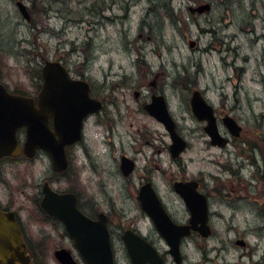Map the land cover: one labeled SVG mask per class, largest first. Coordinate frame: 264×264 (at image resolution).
<instances>
[{"label":"rangeland","instance_id":"rangeland-1","mask_svg":"<svg viewBox=\"0 0 264 264\" xmlns=\"http://www.w3.org/2000/svg\"><path fill=\"white\" fill-rule=\"evenodd\" d=\"M16 1L0 0V80L9 90L36 89L45 61L60 60L107 100L72 149L71 179L53 177L46 152L2 159L0 200L20 210L30 232L50 231L34 200L44 179L145 229L136 187L145 177L166 185L160 175L184 168L211 188L216 180L225 187L212 198L211 234L187 237L181 264H264V190L256 178L264 160L241 141L212 145L190 105L193 91L202 90L219 112L239 120L243 138L264 147V0H23L31 22ZM151 92L166 97L189 142L179 161L168 154L163 124L143 108ZM219 130L234 138L222 123ZM122 155L137 160L131 176L120 170ZM48 237L50 256L67 243ZM167 264L178 263L168 254Z\"/></svg>","mask_w":264,"mask_h":264},{"label":"water","instance_id":"water-1","mask_svg":"<svg viewBox=\"0 0 264 264\" xmlns=\"http://www.w3.org/2000/svg\"><path fill=\"white\" fill-rule=\"evenodd\" d=\"M16 5L22 17L30 22L32 15L28 6L21 0H18ZM42 74L43 86L39 95V107L36 106L34 98L11 93L0 81V158L17 156L22 152L25 156L33 158L41 149L50 154L53 168L63 172L68 167L66 146L81 139L84 117L98 112L102 102L90 96L89 82L73 79L67 67L60 61H47L42 67ZM191 108L199 119L207 121L205 130L211 137L212 144L225 146L229 139L221 135L213 108L199 90L192 93ZM145 109L164 124L172 140L170 152L173 157L179 156L185 150L187 141L177 132L176 122L168 110L164 96H153L152 102L145 105ZM49 116L54 117V130L49 123ZM224 123L233 136H240L242 127L234 118L227 116ZM22 127L26 128L27 133L23 148L17 135L18 129ZM133 167V162L122 156L121 169L125 176L133 171ZM194 187H197L194 182L176 183L177 190L192 214V225L187 226L177 225L171 220L149 183L141 186L137 197L143 210L151 215L156 227L165 236L177 263L182 261L181 237L188 235L191 228H198L202 236L211 233L206 197ZM43 194V209L64 223L77 248L91 264H113L104 215H101L99 220H92L79 209L74 193L56 192L48 182L43 185ZM199 223L200 226L197 227ZM236 242L242 246L246 245L243 239ZM133 246L135 245L130 243L129 248L135 264H138ZM26 252L27 246L15 214L0 209V264H30ZM55 256L63 264H74L66 249L57 250ZM152 258L154 264H164L158 260L155 251Z\"/></svg>","mask_w":264,"mask_h":264},{"label":"flooded vegetation","instance_id":"flooded-vegetation-1","mask_svg":"<svg viewBox=\"0 0 264 264\" xmlns=\"http://www.w3.org/2000/svg\"><path fill=\"white\" fill-rule=\"evenodd\" d=\"M30 8V7H29ZM70 70V69H69ZM73 79H82L86 80L89 82V80L83 76L80 75H74L72 74ZM39 84L36 89H33L32 91H25V92H20V91H12V93H17V94H22L27 97L34 98L36 106L39 107V95L42 92V86H43V74H42V67H41V74L39 75ZM91 84V83H90ZM201 95L203 98L206 100V102L212 106L214 115L216 118L217 126L222 123H224V118L227 116H231L234 118L239 124V120L234 117L230 113H224V112H219L218 108L207 98L206 94L203 93L202 90H200ZM139 92H136V97L139 96ZM163 94H158L156 92H151V101L150 102H145L143 103V108L145 109V105L149 104L152 102L153 96H159ZM90 96L94 99H97L102 102V107L98 112H94L91 114H88L87 116L84 117L83 119V130H82V137L80 140L67 145L66 146V154H67V159H68V167L66 171L64 172H58L54 170L53 166V177H56L59 179L60 177L67 176V178L71 179V176L69 175L70 170H71V164H72V149H74L76 146L82 144L85 139V124L93 117L95 116H100L102 112L107 108V100L104 96H100L94 93L91 85V90H90ZM165 100L166 97L164 96ZM167 102V100H166ZM168 104V103H167ZM146 110V109H145ZM148 113V112H147ZM149 114V113H148ZM194 114V113H193ZM150 115V114H149ZM152 116V115H151ZM194 116L198 121L203 123V129L205 130V127L207 126V121L206 120H201L199 119L195 114ZM155 118V117H154ZM156 119V118H155ZM157 120V119H156ZM159 121V120H157ZM160 122V121H159ZM49 123L54 130V117L49 116ZM163 124L162 122H160ZM241 125V124H240ZM164 126V125H163ZM226 126V125H225ZM242 126V125H241ZM166 129V128H165ZM243 126H242V131H243ZM178 130V129H177ZM168 132V130L166 129ZM169 133V132H168ZM207 133V132H206ZM26 129L20 128L18 130V137L21 142V145L23 146L24 142L26 141ZM208 134V133H207ZM170 136V135H169ZM210 138V137H209ZM171 141V140H170ZM240 142L245 144H249L253 148L254 151H259L261 154V158L264 160V147L262 144H257V143H250L249 139L243 138L242 137V132L239 137H234V138H229L228 144H226L223 147H226L232 143ZM248 141V142H247ZM210 143L211 138H210ZM170 145L171 143H167V151L170 157L173 159V161H179L182 159V154L183 152L177 156L173 157L171 152H170ZM214 145V144H212ZM218 146V145H214ZM190 147L189 142L187 141V146L185 150H188ZM221 147V146H219ZM46 152L44 150H38L37 155L40 153ZM47 153V152H46ZM48 154V153H47ZM49 155V154H48ZM21 156L25 157L23 154ZM50 156V155H49ZM128 157L132 162H133V171L128 175L131 176L137 169V160L136 158L129 156V155H122ZM121 156V158H122ZM6 158H16L12 156H6L0 159V164L2 159ZM26 159H30L25 157ZM121 158H120V170L122 174L124 175L122 169H121ZM51 162L52 158L50 156ZM53 165V163H52ZM124 177H127L124 175ZM159 178L164 179L166 185L160 186L156 181H154L151 177H145L143 182H140L138 187H136V199L138 201V193L141 188L146 183H149L151 185L152 190L158 197L163 209L166 211V213L169 215L171 220L177 224V225H192V214L189 208L187 207L185 200L181 193L177 190L176 188V183H189V182H194L197 184V187H194V189H197L198 193L204 195L207 200V205H208V224L210 222V219L212 218V198L214 196V193H219L221 194L224 191L225 185H222L216 180L215 186L211 188L208 186V184L204 181L202 175H191L186 172L184 168L177 170V172H169L168 174L163 173L162 175L159 176ZM257 180L260 182V187L262 190H264V173H262L259 176H256ZM70 181V180H69ZM45 182H48L50 186L59 193H74L77 196L78 199V207L79 209L89 218L92 220H99L101 218V215H104V218L107 222V228L109 231V239H110V247H111V252H112V260L113 264H135V260L133 258V253L130 251V243L134 244L135 246L133 249L134 255L138 258L136 262L138 264H154L153 263V258L152 254L154 251L157 253V258L160 260L161 263L167 264V255L170 254L172 257L173 255L170 252V246L165 238L164 235H162L159 230L157 229L155 222L153 218L151 217L150 214L145 213L149 224L148 228L143 229L142 226L135 221L134 219H127L124 215L125 212L122 213H115V209L112 207H109L108 209H103L102 207L98 206L95 203H90L86 206V204H83L81 202V199L79 195L76 193V190L68 188V189H60L59 187H54V184H52L53 178H48L44 179L41 188L37 189L36 193L34 194V200H35V207L37 210H39V213H41L45 218L44 220L47 221L48 226L50 227V231H38L37 233L32 234L30 231V227L28 224L24 223L21 217V212L19 209L14 208L12 204L10 203H4V201L0 200V208L6 212L11 211L16 215L17 222L21 231V234L23 236V239L26 243L27 246V255L30 258V264H63L56 256L55 252L59 249H66L69 254L72 256L74 264H91V262L85 257V255L77 248L75 244L74 238L69 234L67 231L64 223L58 219L55 216H52L48 214L42 207L41 201L43 199V185ZM220 185V186H219ZM139 203V201H138ZM180 205V206H179ZM139 206L141 208V205L139 203ZM177 206H179L177 208ZM142 209V208H141ZM214 213V212H213ZM124 216L122 217H117V216ZM46 224V225H47ZM200 226V223L197 224V227ZM210 226V224H209ZM211 228V227H210ZM212 231V229H211ZM200 234V231L198 228H191L190 233L187 236H182L180 240V251L182 255V262L184 260V255L182 253V244L185 241L187 237H191L195 234ZM48 235L50 236H56L60 238L62 241L67 242L59 244L58 246H55L53 248L52 256H50V252L47 251L46 249V242L47 239L49 238ZM50 239V238H49ZM166 247V249H165ZM174 259V258H173Z\"/></svg>","mask_w":264,"mask_h":264},{"label":"trees","instance_id":"trees-1","mask_svg":"<svg viewBox=\"0 0 264 264\" xmlns=\"http://www.w3.org/2000/svg\"><path fill=\"white\" fill-rule=\"evenodd\" d=\"M171 10V9H170ZM169 11V10H168ZM31 12H33L32 10H31ZM170 14V13H169ZM168 16H171V15H168Z\"/></svg>","mask_w":264,"mask_h":264},{"label":"bare ground","instance_id":"bare-ground-1","mask_svg":"<svg viewBox=\"0 0 264 264\" xmlns=\"http://www.w3.org/2000/svg\"><path fill=\"white\" fill-rule=\"evenodd\" d=\"M227 127V126H226ZM228 129V128H227ZM228 131H229V129H228Z\"/></svg>","mask_w":264,"mask_h":264}]
</instances>
